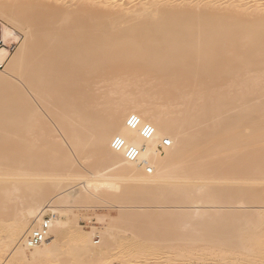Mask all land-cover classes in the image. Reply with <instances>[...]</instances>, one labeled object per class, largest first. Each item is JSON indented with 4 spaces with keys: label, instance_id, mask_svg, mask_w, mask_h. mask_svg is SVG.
Wrapping results in <instances>:
<instances>
[{
    "label": "bare ground",
    "instance_id": "1",
    "mask_svg": "<svg viewBox=\"0 0 264 264\" xmlns=\"http://www.w3.org/2000/svg\"><path fill=\"white\" fill-rule=\"evenodd\" d=\"M11 1L9 3L7 0H0V18L6 19V24L4 23V39L8 46L12 43L19 44L21 41L22 43H20V47L18 46L19 49L17 48L18 50L10 56L8 48L0 51V64H3L5 68L0 71V101L3 100L0 108V209L2 210L0 213V252L1 254L4 252L9 253L6 261L2 264H51L53 262L54 264L55 262L56 264H111L107 260L111 257V252L113 250L115 251L114 248L117 247L118 249L119 247L121 249L123 247L128 254H133L141 249L144 252H146L145 250L151 252L157 247L156 255L159 258L160 256H164L165 259L172 261V264H264V211L262 210V212H258L257 214L251 212L253 215H248V217L246 215L250 211H244L245 209L243 210L244 213H237L238 215L236 213V215H233L225 211L217 213H212V211L208 210L200 212L194 211V213L179 211L175 214L176 216L174 218L178 217L179 219V222L176 223L177 226L183 229V232L180 235L178 234V236L180 238L184 237V242L180 246H176V242H173L174 244L168 245L169 248L166 249L168 246L166 248L162 246L161 242H158L160 239L157 240L156 238L155 241L153 240V243L157 244L155 248L150 247L152 239L149 241L150 237L154 236L155 229H160L167 220L168 216L166 213L158 212L155 214L154 209H152L147 212H140L139 210L136 214L133 207L123 211L124 207L122 205H113L120 212V215H118L120 217H110V220L113 222L112 230L110 231L108 229L107 232L100 234L101 236L99 237L102 238L103 245L107 246L108 251L104 252L101 246L102 251L100 253L101 257L99 258H96L93 253L94 242L92 238L97 234V231L95 232L94 230L96 229L94 227L95 223L90 222L92 225L90 227L93 231L89 230L91 232L86 233L81 231V228L80 230L79 228H74L75 224H72L76 222V219H72L76 216L75 213L84 208L83 205L79 204V200L84 196L82 194H86L85 198H87L88 194L90 196L88 198H91V196L95 198L97 194L100 195L103 191L108 193L109 191L107 190L111 192L110 194L108 193L109 195L114 198L117 197L116 200L120 196L127 197L132 190L134 191L136 189L139 191V196L155 195L156 198V195H158V197H163L166 201H172L176 198L180 203V199L186 200L187 198L192 200L191 203L195 205H193L195 208H199L202 201L205 200H213L209 204L221 203L222 201L224 203V200L225 202L227 200L229 205L237 204V207L238 205L243 206V204L264 205V26H262L264 24V16L260 17L259 13V20L253 17L254 12L260 11L261 7L255 6L248 8V6L246 8L245 6L247 5L242 4L245 7L242 11L239 10L235 14L231 12L232 14L228 15L224 13L225 16L221 13L222 18L218 17V19L221 18V22L223 23L221 25H214L211 27L212 29L209 28L210 26L207 23L203 24L201 21H198L201 19L197 18V21L201 24L196 23L195 17V23L193 25H186L187 23H191L188 21L190 15L185 16L184 14H181L178 18L188 19L183 20V24H175L172 27L168 25L167 27H163V25L154 22V19L153 21L149 19L143 21L142 19L143 22L137 25L120 28L115 23L117 20L119 21L121 19L124 21L123 19L129 14L130 16L128 17L130 18H134V16L144 18L146 16L145 14H148V12L150 14V11L157 8L156 0H140V2L137 0L136 2L135 0H125L122 3L116 1V3H104L98 2V0H87L85 4L80 5L81 7L78 8H86L88 10L98 5L99 17L109 12V10L110 12L111 10H115V12H120L119 18H112L114 21L111 22L115 24L110 23V21L99 22L94 27H87L84 23L78 24L74 30L71 29L70 31L66 29L68 26L64 27V24L61 25L65 17L61 16L60 13L56 14L51 12V9L76 8L77 1L34 0L32 7L24 6V0H15L12 3ZM191 1V3L189 1L190 4L186 2L178 3L180 2L179 0L178 2H168L165 5L163 3L161 6L162 8H194V6L202 5V3H209V6H207L209 8H224V6H227L222 2L223 0ZM239 6L241 8V5ZM90 12L92 13L93 11L90 10ZM65 16L67 17V15ZM79 19L81 21L83 18L80 16ZM164 20L166 21L165 18ZM155 21L159 22L160 20ZM57 22L61 24L55 28L54 25H57ZM184 22H186L185 25ZM87 24L89 23L87 22ZM158 25L160 27L162 26V28L159 27V29L156 27ZM21 34H24L26 37L24 41L22 40ZM224 36L227 39L225 47L227 49L230 48L229 51L231 47L234 48V50H231V54L225 50V52L222 51V47L221 51L220 48H213V43H217L219 40L218 37ZM189 40L196 41L195 48L193 45H190V47L187 44H190L188 42ZM86 42L89 43L86 44ZM71 45H73L71 53V50L66 55L61 52V46ZM127 45L128 47L129 45H133L131 47L134 48L129 47L131 50L128 51V49V52L123 55V49ZM211 46L213 49L210 48ZM209 48L211 49L210 51L208 50ZM225 56L229 57V61L227 60V62H230L228 67L230 71L227 72L228 69H226L225 72V70L219 67L225 72V74L222 72L224 76L222 73L216 72L219 76H223L220 79V84L223 83L221 84L223 86L221 87L219 85L221 88L216 87L217 89H215L213 87L215 86L214 80L212 81L213 86L211 81H209L212 80L213 76L208 82L206 80L208 76L206 77L204 73L209 69L211 70L215 64L219 63L217 61ZM257 58L261 59L259 64L256 62ZM128 59H134V61H142V59L153 60L152 63L149 65L146 64V66L136 63L138 65L136 72L138 73L143 72L146 68H154V73L149 74L148 78V82L150 81V84L152 82L153 85H160L167 78L169 79L177 71L178 63H183L185 70L189 71L188 74H191V77L193 75L191 79L195 83H192L189 80L190 77H188V80L185 78L187 80L186 82H183L185 80H179V82L183 83H179L180 85L177 84L174 87L175 92L173 91L171 93L170 91L172 90H168L170 95L173 94L177 102L175 103L179 106L175 110L174 117H171V115L168 116L169 114L167 115L162 111V108H166L169 105H165V101H162L163 104H159V107L152 108L148 107L149 105L146 106L144 102H140L142 100L141 98L139 100L137 99L138 97L134 96L126 97V101L124 100L125 104H121L123 106L117 107V109L110 107L111 109L107 113H99L97 110L96 112L88 113L89 115L84 113L87 116H82L83 105L74 102L76 99L72 102L70 95H68L69 97L67 96L70 87L72 90V86L78 83L82 68L86 65H92L93 67L98 66L100 69L108 61L106 65L109 67L108 70H111L110 67L117 66L118 68L122 60L126 62ZM51 62L53 64H57L58 62L59 64L57 67L59 68L57 75L54 74L56 72L52 73L50 71L51 73H48L49 71H47ZM138 62L140 63V61ZM220 62L219 66L223 60L221 59ZM228 63L224 62L226 65ZM257 65H260V67ZM216 66L213 69H216ZM254 66L258 68L254 69ZM136 68L134 69L136 70ZM223 68H225V65ZM220 69L218 71H221ZM58 70L56 69V71ZM210 70L207 72V75L208 73L211 75ZM87 71L89 70L87 69ZM146 71V74H148L149 70H145L144 72ZM17 72L19 73L18 76L20 75L19 78L22 77L26 81L23 82L26 84H32L34 92L36 90L39 97L46 102L47 115H41L38 112L39 110L37 111L31 107L32 104L29 101L26 103L23 102L29 96L21 95L20 92L24 91L22 90L23 87H20L22 85L18 86L19 83L17 85V83L14 84V81H11V76L15 75V73L17 74ZM141 75H145V73ZM222 79L223 81H221ZM53 83L57 84L56 88L51 87L54 86ZM196 83H199L198 86H202L199 90L203 89L193 94V91H195L194 87L197 86ZM30 85L29 88H31ZM192 85H194L193 91ZM26 86L28 87V85ZM119 88L121 91H125L127 90L126 88L129 89V84L123 83ZM143 89H145V95L151 90H146V87ZM164 93L166 92H163V95ZM159 94L157 93L156 97ZM150 95L147 96L150 97ZM154 95H151V97L153 98ZM165 96L168 97L169 95ZM149 97L147 98L150 100L151 98ZM162 97L159 99H162ZM166 97L165 100L168 102ZM72 98L74 97L72 96ZM217 98H220V103L226 104V106L228 103L232 104V107L235 106L234 115L230 114L231 116H229L230 118L232 116L237 118H231L233 121L236 120L234 123L230 124L231 122L226 118H224L226 119L225 123L229 122L228 125L225 123L223 125V123H220L221 121L216 123L214 114L217 105L214 100ZM38 100L40 99L38 98ZM81 101L84 104L86 100L83 98ZM145 103L147 104V102ZM118 104H120V101ZM87 105L84 106L87 107ZM102 106L105 105L103 104ZM105 107H107V110L108 106ZM130 115H137L143 123L152 125L155 128L154 137L146 140L142 137L139 130L130 129L127 125V118ZM105 116H110L111 118L108 117L110 120L104 121L103 117ZM54 119L59 121L60 131L63 130L64 134H67L68 140L72 142L70 145L74 146L75 151H79L78 153H82L84 151L83 149L88 146L84 138L88 135L90 138L92 136L94 140V142L92 140L93 144L91 147L92 155L96 157L97 155L99 157L103 156L100 157V161L106 158L105 164H108L107 167L110 170L102 173V170L98 169L99 171L97 170V172H90L88 175L83 176V180L79 173L78 175H72L68 174L64 169H60L59 159L56 160L55 164L49 165V162L46 165L45 158L47 154L44 155L46 150H43V145L48 146V143H50V153H52V148H58L63 144L62 141H59L60 139H56L57 136L56 138L54 137L55 131L51 125ZM224 119L221 120L225 121ZM85 123L87 124L85 125ZM197 125L199 127L195 128ZM183 127L186 128V131H183ZM188 127L191 130L194 127L195 129L193 130L197 133L199 132L202 138L192 132L193 130L190 132ZM32 130L34 133L31 132ZM38 131L42 135L45 134L46 136H43L46 138H42L41 144L43 145L39 144L44 154L42 152L41 155L37 153L36 157V151L41 148L33 144L35 143V139H33L34 141L32 143L30 140L34 138L33 136L35 135L33 134L38 135ZM41 133L40 136H42ZM13 135H17L16 140H19L18 142L22 144L19 149L23 150L26 146L25 153L21 150L25 155L24 157H20L19 160L15 159L16 156L14 157L13 155L16 149L12 146V151L8 145L9 141L7 137ZM221 135L229 136V139L226 138L227 140L222 136L223 140L229 141V143H226L227 145L225 144L226 146L220 140ZM35 137L38 138L39 136ZM116 137L124 139L127 144L139 149L140 157L137 161H127L123 152H117L112 149L111 144ZM43 140H46L47 144ZM165 140L170 141L171 145L169 147L164 146ZM32 145L35 148L38 147V149H34ZM257 146L258 150L255 149V151L254 148ZM57 152L59 151L57 150ZM64 153L61 157H66V161L69 163L68 160L72 157L68 156V159L67 154L69 152L65 153L66 155ZM223 153L224 157H222ZM61 157L59 158L62 159ZM222 159H225L224 161H226L225 163H227L228 168L233 169L232 172L234 173L230 178H221L219 176L221 178V180L219 179L221 185L217 186L218 184L215 185L212 181L218 179L216 165ZM71 161L73 162V160ZM61 163L63 164V162ZM147 168H151L152 173L149 174ZM72 179H76L77 182L80 181L78 184L82 185L79 187L82 189L79 190L77 188V190L73 187L74 190L71 186L69 188V182H75V180L70 181ZM245 182L255 184L256 186L243 187L241 185L239 188V185ZM27 183L29 185L27 191V186L25 188L23 186L22 190H25V192L22 191L24 193L20 194L19 192L18 194L21 186ZM215 183H218V181ZM236 184H239L238 188H236ZM50 190H53L51 192L52 196L51 194L49 195ZM220 190L222 192L228 191L230 195L227 192L228 196H219L221 195L219 194ZM113 191H115L114 194L112 193ZM49 196L51 197L49 198ZM128 197L127 200H129ZM130 200L132 201V199ZM144 200L146 199L143 198ZM114 201L115 199L112 202ZM165 202L163 203L165 204ZM90 203L96 204L95 200L90 201ZM120 203L123 202L121 201ZM124 203L126 202L124 201ZM92 204L91 206L93 207ZM247 206L250 207L249 205ZM49 213L53 215L50 218L51 227L47 231V240L42 245L36 247L31 246L29 239L31 234L40 227ZM55 213L59 214V216L56 217ZM243 215L249 219L246 220L245 218V221H241V219L244 220ZM142 216L147 219V221L144 220L147 222L146 224H151L155 228L153 229L154 232L149 231L145 233L142 231L143 233L140 232V235L139 233H137L138 235L132 233V236H127L128 239L126 236L125 239L122 237L119 239L120 237L115 234L113 229L124 230L125 233L129 231L128 229L133 230V228H138L137 221ZM94 219L98 222H106L108 220L105 217H95ZM144 226L146 227L147 225ZM158 226L160 228L157 229ZM72 229H78L79 231L75 232ZM71 230L75 232L74 238L70 239L72 242L70 243L69 241L70 244L67 243L68 246L65 247L67 249L64 251L63 247V250L60 248L61 244L59 242L63 241V237L67 238L65 235L69 234ZM72 231L71 233H73ZM180 238H177V240ZM99 252L100 249L99 251L96 250V253L99 254ZM113 254L115 253L112 252ZM134 256L136 255H133V258ZM157 262L160 263V260ZM151 263L159 264L155 261Z\"/></svg>",
    "mask_w": 264,
    "mask_h": 264
},
{
    "label": "rangeland",
    "instance_id": "2",
    "mask_svg": "<svg viewBox=\"0 0 264 264\" xmlns=\"http://www.w3.org/2000/svg\"><path fill=\"white\" fill-rule=\"evenodd\" d=\"M7 1H9V3H10V0H7ZM13 1H15V0H12L11 1V3L13 2ZM17 1V0H16ZM22 1V0H21ZM27 1V2H26ZM31 1V2H30ZM75 1H77L76 2V8H66V9H64V8H60V9H57V8H53V9H51V12H53V13H56V14H59L60 13V15L61 16H64L65 18H63L64 19V21L63 22H61V23H58L57 22V25L55 24L54 26H55V28L58 26H60L59 24H61V25H65L64 27H66V26H68L66 29L67 30H70L71 31V29L72 30H74L77 26H78V24H84L85 23V26H89V27H94L95 26V24H98L99 22L101 23V22H109L110 21V23H114V22H111V21H114V19H117V18H119L118 16H119V11H116L115 12V10H111V12H110V10H109V12L111 13H109V12H107V13H105V14H103V15H101L100 17H99V8H97L98 7V5L97 6H94L92 9H88L89 10V12H87L86 13V11H88V10H86V8H78V7H81L80 5H83V4H85L86 2H87V0H75ZM112 1V2H111ZM118 2V3H122V2H124L125 0H98V2H110V3H116V2ZM131 1V0H130ZM134 1V0H133ZM138 2H140V0H137ZM170 0H156V7L158 8H155V9H153L152 11H150V14H149V12H148V14H145L146 16H144V18L142 17V18H140L139 16H134V18L133 17H128V16H130V14L125 18V19H123L124 21H122L121 19H119V21L117 20V22H115V23H117L118 25H117V27H131V26H134V25H137L138 23H141V22H143L144 20H146V19H149V20H152L153 21V19H154V22H157V23H159L160 25H163V27H167V25L169 26V27H172V26H175V24L176 25H179V24H183V20H186V19H188L189 18V23L190 24H186V22H184V25L186 24V25H193L194 23H195V19H196V23L199 21H201V23H207V25H209V26H207V27H209V28H211V27H213L214 25H216V24H220L221 25V23H223V22H221V18H222V15H220L221 13L222 14H232V13H234L235 14V12L237 13L239 10H241L242 11V9L244 10L245 9V7L247 8L248 6V8H251V7H261V9H260V11L258 10L257 12H254V15H253V17L256 19V20H259L260 18H259V13H260V17L261 16H264V0H223L222 2L223 3H225L227 6H224V8H209V7H207V6H209V3L207 4V3H202V5H197V6H194V8H162V4L164 3V5L165 4H167L168 2H169ZM173 1H176V2H178L179 0H173ZM173 1H170L169 3H172ZM189 1H190V3L192 2L191 0H180V2H178V3H181V2H186V3H189ZM226 1V2H225ZM239 1V3H237ZM254 1H255V3H254ZM26 2V3H25ZM28 2H30L31 3V5L29 6V4L30 3H28ZM32 2H33V4H34V0H24V6H26V7H32L33 5H32ZM135 2H136V0H135ZM230 2H232V3H230ZM259 2V3H258ZM189 3V4H190ZM211 3V2H210ZM26 4V5H25ZM59 4V3H58ZM237 4V5H236ZM247 5V6H243V5ZM28 5V6H27ZM233 5V6H232ZM239 5H241V8H240V6ZM251 5V6H250ZM261 5V6H260ZM174 6V5H173ZM176 6V5H175ZM239 7V8H238ZM112 9V8H111ZM214 9V10H213ZM216 9V10H215ZM221 9V10H220ZM224 9V10H223ZM226 9H227V11H226ZM254 9V8H253ZM52 10H54V11H52ZM59 10V11H58ZM63 10H65V11H63ZM83 10V11H82ZM84 10H86V11H84ZM90 10L91 11H93L92 13L90 12ZM211 10V11H210ZM219 10V11H218ZM223 10V11H222ZM57 11V12H56ZM216 12H218V13H216ZM232 12V13H231ZM263 12V13H262ZM82 13V14H81ZM84 13V14H83ZM113 13H115V14H113ZM177 13H178V15H177ZM69 14V15H68ZM94 14V15H93ZM108 14V15H107ZM165 14V15H164ZM181 14L183 15H185V16H188V15H190V17H188V18H185V19H182V18H178L179 16H181ZM194 14V16H192ZM198 14V15H197ZM204 14V15H203ZM225 14L223 15V16H225ZM258 14V15H257ZM65 15H67V17L65 16ZM83 15V16H82ZM88 15V16H87ZM111 15V16H110ZM113 15H114V17H113ZM149 15H150V18H149ZM161 15H162V17H161ZM196 15V16H195ZM220 15V16H219ZM256 15V16H255ZM80 16H81V18H83V19H81V21H79L80 19ZM108 16V17H107ZM116 16V17H115ZM141 16V15H140ZM172 16H174L173 18H172ZM198 16V17H197ZM200 16H202V17H200ZM87 17V18H86ZM94 17V18H93ZM103 17V18H102ZM105 17V18H104ZM111 17V18H110ZM171 17V18H170ZM176 17H177V19H176ZM193 17V18H192ZM194 17H195V19H194ZM200 17V18H199ZM218 17H221L220 19H218ZM68 20H67V19ZM93 18V19H92ZM107 18V19H106ZM112 18H114L113 20H112ZM139 18H140V20H139ZM164 18L166 19V21L164 20ZM169 18V19H168ZM191 18V19H190ZM201 19V20H198V19ZM218 20H217V19ZM5 18H0V20L3 22V23H5L6 24V19L4 20ZM109 19V20H108ZM142 19H143V21H142ZM161 19H163V20H161ZM168 19V20H167ZM94 20H95V22H94ZM107 20V21H106ZM128 20V21H127ZM155 20H160V21H162V22H158V21H155ZM198 20V21H197ZM203 20V21H202ZM217 20V21H216ZM67 21V22H66ZM70 21V22H69ZM127 21V22H126ZM130 21V22H129ZM171 21V22H170ZM187 21V22H188ZM192 21H194L193 23H192ZM67 24H66V23ZM87 22L89 23V24H87ZM129 22V23H128ZM134 22V23H133ZM167 22V23H166ZM173 22V23H172ZM198 22V23H199ZM216 22H218V23H216ZM220 22V23H219ZM54 23H56V22H54ZM72 23V24H71ZM114 23V24H115ZM121 23V24H120ZM169 23H171V24H169ZM201 23H199V24H201ZM173 24V25H172ZM123 25V26H122ZM127 25H129V26H127ZM160 25H158V26H156V27H160ZM262 26H264V24H262ZM71 27V28H70ZM186 27H188V26H186ZM190 27V26H189ZM160 28H162V26L160 27ZM159 28V29H160ZM173 29H175V27H173ZM212 29V28H211ZM171 30V29H170ZM25 34V33H24ZM24 34H21V36H22V40L24 41L25 39H26V37H25V35ZM25 37V38H24ZM219 38V40L217 41V43L216 42H214L213 43V48L215 49V47L216 48H220V51H221V49L223 48V50L222 51H227V53H230L231 52V50H234V48L233 47H231V50L229 51V49L230 48H228L227 49V47H225V43H226V41H227V39H226V37L224 36V37H218ZM217 39V38H216ZM226 39V40H225ZM194 41V40H193ZM193 41L192 40H189L188 42H190V44L189 43H187L189 46L191 45H193V47H194V45H195V47H196V41H194V43H193ZM225 41V42H224ZM224 42V43H223ZM20 43H22V41L20 42ZM20 43L17 45V48H18V46L20 47ZM89 43V42H88ZM87 42H86V44H88ZM73 45H71V46H61L62 48H64V49H62L61 47H60V50H61V52L63 53V54H67V52L69 51V50H71V49H73V47H72ZM131 46H133V45H129V47H131ZM188 46V47H189ZM190 46V47H191ZM220 46V47H219ZM66 47V48H65ZM128 47V45L125 47V49H126V51H125V49H123V55H124V53H127L128 51H130L131 50V48H129ZM194 47V48H195ZM222 47V48H221ZM16 48V50H18ZM134 48V47H133ZM132 48V49H133ZM211 49H213L212 48V46L210 47ZM208 49L209 51L211 50V49ZM129 49V50H128ZM192 49V48H191ZM15 50V51H16ZM128 50V51H127ZM224 51V52H225ZM72 52V50L70 51V53ZM233 52V51H232ZM14 54V53H13ZM69 54V53H68ZM231 54V53H230ZM230 54H228L229 56H230ZM243 54V53H242ZM241 54V55H242ZM227 55V56H228ZM226 57V56H225ZM223 57V58H221L222 60H223V62H222V64H220V66H219V63H221L220 61H221V59L220 60H218L217 61V63L218 64H215L214 66H213V68L216 66V65H218V66H216V69H209L210 70V72H211V75H210V73H208V75H207V72H209V70H207V72L206 73H204L205 75H206V77L208 78V79H206L207 81L209 80V79H211V77H212V80H209V81H211V84L214 82L215 83V86H213V84H212V86L215 88V89H217V88H221L223 85H221V84H223V83H221L220 84V79L224 76V74H225V72H226V69H228L227 70V72L228 71H230V69L228 68L229 67V63L227 62V60H228V58L229 57ZM257 59H259V60H257ZM256 59V62H258L257 64H259V61L261 60L260 58H257ZM143 60H144V62H143ZM151 59H142V61L141 60H138V61H140V63L137 61V60H135L134 61V59L133 60H130V59H128L126 62L124 61V60H122L121 61V66L123 67H121L120 65V67L118 66V68H117V66L116 67H110V69L111 70H108L109 69V67L106 65V64H108V61H107V63L105 62V66H103V65H101V66H103V67H100V69H99V67L98 66H90V65H86V66H84L83 68H82V70H81V72H80V76H79V79H78V83L76 84V85H74V86H72V90H71V87H70V90L68 91V93H67V96L68 95H70V97H71V99H72V102L74 101V99H76L74 102H77V103H79V104H81V105H83V107H84V109L82 110V116H87V115H89L88 113H92V112H96L97 110H98V112L99 113H101V112H109V109H111L110 107H112V109L115 107L116 109H117V107L119 108V107H121V106H123L124 104H125V102H124V100L126 101V97L128 98V97H138L137 99H139V98H141V99H139V100H141L140 102H144V104L146 105V106H148V107H152V108H156V107H159L161 104H163V102L165 101L166 102V100H165V95H169L168 97H166V99L168 100V102H170V103H168V102H164V104L166 105H168L166 108L164 107V108H162V111H164L165 112V114H169L168 116H170L171 115V117H174L175 116V110H176V108L177 107H179L176 103V101H175V99H174V96H173V94H171L170 95V92L171 93H173V91L175 92V89H174V87L175 86H177V84L178 85H180L181 83H183V82H186L189 78L188 77H190V79L189 80H191V82L192 83H195V82H193L192 81V79L191 78H193V75H192V77H191V74H188L189 73V71H186L185 70V68L183 67V63H178L177 64V71L174 73V74H172V76L171 77H169V79L167 78V80H165V81H167V82H163V83H161L160 85L159 84H155V85H153V83L151 82V84L148 82V78H149V74H153L154 73V68H146L145 70H149V72H148V74H146L147 73V71L146 72H144L145 70H143V72H136L137 71V69L138 68H136L138 65H145L146 66V64L147 65H149L150 63H152L153 62V60H151ZM226 60V61H225ZM132 61V62H131ZM147 61V62H146ZM229 61V60H228ZM34 62V61H33ZM53 62H55V61H53ZM53 62H51L52 64H53ZM134 62V63H133ZM224 62L225 63H228L227 65L226 64H224ZM35 63V62H34ZM49 64L50 66L47 68V71H49L48 73H54V72H56V73H54L55 75H57L58 74V72H59V68H57L58 66H59V64H58V62H57V64ZM56 63V62H55ZM128 63H131V64H128ZM138 65H137V64ZM143 63V64H142ZM123 64V65H122ZM31 65H32V62H31ZM224 65H225V68H223L224 67ZM127 66V67H126ZM226 66H227V68H226ZM258 67H260V65H257ZM257 66H254V69L255 68H258ZM6 67V66H5ZM87 67V68H86ZM98 67V68H97ZM219 67H221V69H223V70H225V72L223 71V70H221ZM107 68V69H106ZM117 68V69H116ZM134 68H136V70L134 69ZM181 68H183V69H181ZM5 68L3 67V68H1L0 69V71H2V70H4ZM56 69L58 70V71H56ZM85 69V70H84ZM87 69L89 70V71H87ZM97 69V70H96ZM151 69V70H150ZM221 70V71H218V70ZM92 70V71H91ZM96 70V71H95ZM114 70V71H113ZM215 70V71H214ZM51 71V72H50ZM117 71V72H116ZM135 71V72H134ZM183 71H185V72H183ZM151 72V73H150ZM179 72H180V74H179ZM198 72V71H197ZM214 72V73H213ZM216 72L217 73H222V72H224V74L222 73V77L221 76H219V74H216ZM247 72H248V70H247ZM86 73V74H85ZM116 73H118V74H116ZM138 75H137V74ZM145 73V75H141V74H144ZM190 73H192V72H190ZM214 75H213V74ZM18 72H17V74L15 73V75H13V76H11V81H14V84H16L17 83V85H18V83H19V85L18 86H20V85H22V86H20V87H23L22 88V90H24V91H21V92H23V93H21L20 92V94L21 95H27V97L28 98H26V101L24 100L23 102H27V101H29L32 105H31V107L32 108H35L39 113H41V115H43L44 116V114H46L47 115V105H46V102H44L43 101V99H41L40 97H39V95H38V93L36 92V90H35V92H34V90H33V87H32V84L30 85V84H26L25 82V80H23V78L22 77H20L19 78V76H18ZM111 74V75H110ZM124 74V75H123ZM180 75V77H179V75ZM187 74V75H186ZM194 74V73H193ZM146 75H148L147 77H144V76H146ZM183 75V76H182ZM190 75V76H189ZM210 75V76H209ZM221 75V74H220ZM83 76V77H82ZM86 76V77H85ZM114 76V77H113ZM128 76V77H127ZM132 76V77H131ZM137 76V77H136ZM81 77V78H80ZM88 77V79L90 80H88V79H86ZM110 77H112V78H110ZM172 77H174L173 79H171ZM178 77V78H177ZM147 78V79H146ZM185 78H187V80H185ZM86 79V80H85ZM130 80V83H129V80ZM137 79V80H136ZM142 79V80H141ZM182 79V80H181ZM219 79V80H218ZM83 80V81H82ZM85 80V81H84ZM132 80V81H131ZM172 82H171V81ZM179 80L180 81H183V80H185V81H183V82H179ZM214 80V81H213ZM23 81H25V82H23ZM110 81H112V82H110ZM121 81V82H120ZM125 81V82H124ZM146 81V82H145ZM169 81V82H168ZM208 81V82H209ZM213 81V82H212ZM221 81H223V79L221 80ZM91 82V83H90ZM139 82V84H137ZM142 82H143V84H142ZM31 83V82H30ZM89 83V84H88ZM113 83V84H112ZM123 83H128L129 84V89L128 88H126L127 90H125V91H121L120 90V86H122L123 85ZM135 83V84H134ZM147 83V84H146ZM166 83V84H165ZM180 83V84H179ZM52 84V83H51ZM50 84V85H51ZM54 84V86H51L52 88H56L57 87V84L56 83H53ZM119 84H122V85H119ZM132 84V85H131ZM141 84V85H140ZM174 84V85H173ZM197 84V86H195L194 87V85H192V91L195 89V91H193V94L195 93V92H197V91H202V89L201 90H199L201 87L200 86H198L199 85V83H196ZM255 84V83H254ZM253 84V85H254ZM26 85H28V87L26 86ZM29 85L31 86V88H29ZM78 85V86H77ZM134 85V86H133ZM137 85H139V87H137ZM170 85V86H169ZM201 85V84H200ZM221 87H220V86ZM85 86H87V87H85ZM142 86H144V87H142ZM158 86V87H157ZM35 87V86H34ZM83 87V88H82ZM138 89H137V88ZM146 87V90L148 89V90H150V92L149 93H147L146 95H145V89H143V88H145ZM193 87H194V89H193ZM217 87V88H216ZM90 88V89H89ZM112 88V89H111ZM132 88V89H131ZM158 88V89H157ZM164 88V90H162V89ZM173 88V89H172ZM251 88V87H250ZM30 89V90H29ZM35 89V88H34ZM143 91H142V90ZM167 89V90H166ZM161 90V92H159ZM168 90L170 91V90H172V91H170V92H168ZM73 92V93H71V92ZM87 91V92H86ZM110 91V92H109ZM119 91H120V95H119ZM132 91H135V92H132ZM154 91H156V92H154ZM77 92V93H76ZM107 92H109V93H107ZM126 92V93H125ZM139 94H138V93ZM143 92V93H142ZM152 92V93H151ZM163 92H166V93H164V95H163ZM26 93V94H25ZM116 93H118V94H116ZM150 93H151V95H154L153 96V98L151 97V95H150ZM159 94V96L157 95V97H156V94ZM17 94H19V93H17ZM29 94V95H28ZM37 94V95H36ZM73 94V95H72ZM85 94V95H84ZM130 94H131V96H130ZM143 94V95H142ZM16 95V94H15ZM79 95V96H78ZM84 95V100H86L85 102H84V104H83V101H81L83 98H82V96ZM91 95V96H90ZM111 97H110V96ZM121 95H123V96H121ZM136 95V96H135ZM141 95H142V97H141ZM147 95H150V97L149 96H147ZM19 96V95H18ZM72 96L74 97V98H72ZM75 96H76V98H75ZM88 96V97H87ZM116 96V97H115ZM146 96V97H145ZM163 96V97H162ZM15 97H17V96H15ZM69 97V96H68ZM77 97H78V99H77ZM147 97H149V98H151L150 100L147 98ZM161 98L162 97V99H159V98ZM38 98L40 99V100H38ZM86 98V99H85ZM146 98V99H145ZM168 98H170V99H168ZM29 99H31V100H29ZM70 99V100H71ZM145 99V100H144ZM164 99V100H163ZM218 99V100H217ZM217 99H215L214 100V102H216V108H215V121H216V123L218 122H220V123H223V125H225V124H229V122H227V123H225L226 122V119L228 120V121H230L231 123L230 124H232V123H234L236 120H234L233 121V119H231V118H236V117H229V116H231V115H234V109H235V106L234 107H232L233 105L232 104H230V103H228L227 104V106H226V104L224 105V104H222V103H220V98H217ZM33 100V101H32ZM114 100V101H113ZM123 100V101H122ZM154 100V101H153ZM159 100H161V101H159ZM174 100V101H173ZM217 100V101H216ZM40 101V102H39ZM43 101V102H42ZM89 101V102H88ZM118 101V102H117ZM119 101H120V104H118L119 103ZM122 101V102H121ZM163 101V102H162ZM172 101V102H171ZM22 102V103H23ZM88 102V103H87ZM100 102V103H99ZM106 102V103H105ZM145 102H147V104L145 103ZM157 104H156V103ZM162 102V103H161ZM176 102V103H175ZM33 103H34V105H33ZM99 103V104H98ZM108 103V104H107ZM111 103V104H110ZM116 103V104H115ZM149 103H151V104H149ZM1 104H3V100H1L0 101V108H1ZM88 104V105H87ZM104 104L105 106H108V109L106 110V108L107 107H105V106H102V105ZM121 104H123V105H121ZM160 104V105H159ZM22 105H25V104H22ZM46 105V106H45ZM84 105H87V107L86 106H84ZM119 105V106H118ZM219 105H221V106H219ZM37 106V107H36ZM96 106V108H94ZM99 106V107H98ZM102 108H101V107ZM224 106H226V107H224ZM45 107V108H44ZM218 107V108H217ZM44 108V109H43ZM169 108V109H168ZM166 109H167V111H166ZM178 109V108H177ZM46 110V111H45ZM86 110V111H85ZM104 110V111H103ZM233 110V111H232ZM237 110V109H236ZM84 111V112H83ZM172 111V112H171ZM84 113H86V114H84ZM173 114V115H172ZM231 114V115H230ZM46 115H45V117H46ZM108 117H110V116H105V117H103V119H104V121H107V120H110ZM106 118V119H105ZM111 118V117H110ZM127 118V117H126ZM224 118H226V119H224ZM83 119V118H82ZM221 119H224L225 121H223V120H221ZM237 119V118H236ZM223 121V122H222ZM54 122V123H53ZM53 122H52V128H53V130L55 131L54 133H55V135H54V137L56 138V136H57V138L56 139H60L59 141H62L63 142V144L60 146V147H58V148H52V153H50L51 152V146H49V144L50 143H48V146L47 145H43V144H41L42 143V138H46L45 136V134H43V135H45V136H43L42 135V133L40 132V131H38V135H36V134H33L34 132H33V130L31 131V132H33L32 134L33 135H35V136H39L38 138H36L35 136H33L34 138H32V140H30L31 141V143L34 141L33 139H35V143H33L34 145H36V146H40L39 148H41L40 150L38 149V147H36L37 149H38V151H36V157H37V153H39V155H41V152L43 153L45 150H46V152H45V154L44 155H46L47 154V156H46V158H45V160H46V162H45V160H44V162L46 163V165L49 163V165L50 164H55V162H56V160H58L59 159V161L58 162H60V165H59V168L60 169H64L65 171H67V173L68 174H77L78 175V173H79V175L83 178V180H84V177L83 176H86V175H88L90 172H97V170L98 169H100V170H102V173H105V172H107V171H109L110 169L107 167L108 166V164H105V160H106V158L105 159H102L103 161H100V157H103V156H98L97 155V157L94 155H92V151H91V147H92V136H91V138L90 137H86V138H84L85 140V142L86 143H88V146H89V149H88V146H86V148H84L83 150V152L81 153H78L79 151L77 150V152L75 151L76 149L74 148V146H72V145H70V144H72V142L70 141V140H68V137H67V134L65 133L64 134V131L62 130V131H60V127H59V121L58 120H56V119H54L53 120ZM225 123V124H224ZM87 123H85V125H86ZM54 126V127H53ZM197 127H199V125H197L195 128H197ZM257 127V126H256ZM190 127H188V130L191 132L193 129H195L194 127L192 128V130L191 129H189ZM58 129V130H57ZM255 129V128H254ZM256 130V129H255ZM35 131V130H34ZM36 131H37V128H36ZM183 131H186V128H184L183 127ZM253 131V130H252ZM251 131V132H252ZM23 132V131H22ZM21 132V133H22ZM41 133V135L42 136H40V133ZM192 132H194L195 134H197V135H199L200 136V134H199V132L197 133L196 131H192ZM251 132H249V133H251ZM20 133V134H21ZM36 133V132H35ZM64 135H63V134ZM19 134V135H20ZM62 135V136H61ZM14 136V135H13ZM13 136H9V137H7L8 138V141H9V143L11 144V146H10V144L8 143V145H9V147L11 148L12 146H13V148L14 149H16L14 152H13V155H14V157H15V159H20V157H24V151H25V149H26V146H25V148H23V150L22 149H19V147H21L22 146V144H20L18 141L19 140H16V138L18 137L17 135H15L14 137ZM17 136V137H16ZM222 136H224V138L226 139H229L226 135H221V137H220V140L224 143V145L226 144V143H229V141H226L225 139L223 140V137ZM3 137V136H2ZM61 137H63V138H61ZM41 138V139H40ZM88 138V139H87ZM199 138V137H198ZM200 138H202V136H200ZM1 139V138H0ZM10 139V140H9ZM19 139V138H18ZM31 139V138H30ZM36 139H38V140H36ZM63 139V140H62ZM67 139V140H66ZM12 140V141H11ZM39 140H41V141H39ZM39 141V142H38ZM43 141H45V143H46V140H43ZM66 141V142H65ZM226 141V142H225ZM12 142H14V143H12ZM17 142V143H16ZM65 142V143H64ZM93 142H94V140H93ZM16 143V144H15ZM38 145H37V144ZM222 143V144H223ZM19 144V146H17ZM39 144H41V145H43V150H42V147H41V145H39ZM47 144V143H46ZM65 144V145H64ZM67 144V145H66ZM34 145H32V146H34ZM223 145V146H224ZM227 145V144H226ZM225 145V146H226ZM224 146V147H225ZM16 147H18V148H16ZM255 147V146H254ZM253 147V148H254ZM35 148V146H34V149H36ZM44 148H46V149H44ZM62 148V149H61ZM87 149H88V151H87ZM255 149H257L258 150V146L256 147V148H254V150ZM11 150H12V148H11ZM18 150V151H17ZM20 150V151H19ZM24 152V153H22V151ZM57 150L59 151V152H57ZM64 150V151H63ZM13 151V150H12ZM40 151V152H39ZM48 151V152H47ZM53 151H54V153H53ZM75 151V152H74ZM256 151V150H255ZM68 153L67 154V158H68V156L69 157H72L70 160H68L69 161V163H70V161L71 160H73V162L71 161V165L66 161L67 159H66V157H61V155L63 154V153ZM15 153V154H14ZM17 153V154H16ZM21 153H22V155H21ZM50 153V154H49ZM58 153H61V154H58V156H56ZM64 153V154H65ZM225 154H226V152H224ZM224 153L222 154V157H224ZM42 154V155H43ZM70 154V155H69ZM80 154V155H79ZM39 155H38V157H39ZM49 155H51V156H49ZM66 155V154H65ZM263 155V154H262ZM34 156V157H35ZM264 156V155H263ZM263 156H261V157H263ZM33 157V158H34ZM59 157H61L62 159H60ZM221 157V158H222ZM25 158H26V156H25ZM99 158V159H98ZM264 158V157H263ZM21 159H23V158H21ZM63 159H65L64 161H62ZM69 159V158H68ZM23 160H25V159H23ZM49 160V161H48ZM225 160V159H224ZM223 159H222V161L220 160V161H218V165H216V174H218L217 176H218V179H216L215 181H212L213 182V184H215V185H217V186H219V185H221V183H220V180H221V178H227V177H232V175H233V173L234 172H232V170L233 169H230V168H228V166H227V163H225L226 161H224ZM66 161V162H65ZM57 162V163H58ZM61 162H63V164L61 163ZM56 163V164H57ZM59 164V163H58ZM66 164V165H65ZM226 164V165H225ZM70 165V166H69ZM69 166V168H67ZM61 167H63V168H61ZM69 170V171H68ZM219 170V171H218ZM99 171V170H98ZM64 173H66V172H64ZM219 176L221 177V178H219ZM220 179V180H219ZM73 180H75V182L73 181ZM70 181H73L72 183H70L69 182V188H75V189H82V188H79L80 186H82L81 184H78V182H80V181H76V179H72V180H70ZM218 181V183H215V182H217ZM245 184H247V185H245ZM238 185L239 184H236V188H238ZM247 186V187H249V186H256L255 184H249L248 182L246 183H243V184H240L239 185V188H240V186ZM9 186V185H8ZM23 186H24V188L27 186V188H26V191H27V189L29 188V185H28V183L27 184H23L22 186H21V190L20 191H18V194H19V192H20V194H22V193H24L25 192V190H22L23 189ZM71 186V187H70ZM76 186V187H75ZM73 188V189H74ZM73 189H71V190H73ZM74 189V190H75ZM77 189V190H78ZM137 190V191H136ZM136 190H132L130 193H129V197H128V199L129 200H127V197H125V196H120V198H118L117 200H116V198L117 197H112L111 195H109L111 192H110V190H107V191H109L108 193L106 192V191H103V192H101L100 193V195L99 194H97L96 196L97 197H92L91 196V198H92V200L94 201L95 200V202H96V204H92V203H90V201L92 202V200H90L91 198H88V196H89V194H88V196H87V198H85L86 197V194H82V196L84 197H82L79 201V204L80 205H83L84 206V208H82L80 211H78V212H76L75 214H76V216L74 217V218H72L73 220H75L76 219V222H74V223H72V224H75V227H74V225H72L74 228H79V230H80V228H81V231H83L84 233H86V232H91V231H89V230H92V228L90 227V226H92L91 225V223H95L94 224V227L96 228V229H94L95 230V232L97 233L96 235H94L93 236V242H94V245H93V253H94V255H95V257L96 258H99V257H101V255H100V253H101V251H102V249L100 248L101 246H102V248H103V250H104V252H106V251H108V248H107V246L105 245H103V240H102V238L101 237H99V236H101L100 234H102V233H104V232H107L108 231V229H110V231L112 230L111 228H112V226H113V222L110 220V217H115V218H119L120 216H118V215H120V212H118L117 210L118 209H116V207L115 206H113V205H116V206H118V205H122L123 207H124V209H123V211H125V210H128V208H134V210H135V212H136V214H137V211L139 212V210H140V212L142 211H144V212H147L148 210L150 211V210H152V209H154V213L156 214V213H166L167 214V216H168V218H167V220L165 221V223L161 226V228H160V226H158L157 227V229L158 228H160V229H158V230H156L151 224H146L147 222H145V221H147V219L144 217V216H142L140 219H138V228L136 227V228H133V230L131 229H128L129 231H127V232H125L124 233V230H121L120 231V229H113L114 231H115V234H117L119 237V239H121V237L122 238H124L125 239V236H126V238L128 239V237L127 236H129V235H131L132 233H134V234H137V233H139V235L141 234L140 232H145V233H148L149 231H153L154 232V230L153 229H155V231L156 232H154V236H152V237H150V239H149V241L151 240V245H150V247H153V248H155V246L157 245V244H154L153 243V240L155 241L156 240V238H157V240L158 239H160V241L158 240V242H161V244H162V246H164L165 248L169 245H172V244H174L175 242V245L176 246H180L183 242H184V237H181L180 238V236H178V234L180 235V234H182V230L183 229H181L179 226H177V223L179 222V219H178V217L176 218H174V216H176L175 214L176 213H178L179 211H182V212H189V213H194V211L195 212H200V211H212V213H217V212H230V213H232L233 215H236L237 213H244V211H250L249 212V214H245L247 217H248V215H253L252 213L254 212V214H257L258 212H262V211H264V205H258V204H254V205H251V204H243V206H241V205H238V207H237V204H228L227 202V200H226V202H225V200H224V203H223V201L221 202V203H210L209 204V202H212L213 200H205V201H202V203H201V206L199 207V208H195L194 206V204H192L191 203V199H187L186 198V200L185 199H180L179 201H180V203L178 202V199H176V198H174V200H168V201H166V199L164 200V198L163 197H161L160 198V196L158 197V195H156L157 197L155 198V195L153 196V195H147V196H145V195H138V189H136ZM22 191H24V192H22ZM53 190H50V192H49V195L51 194V196H52V192ZM112 191V190H111ZM114 192L115 191H113L112 193L114 194ZM134 192V193H133ZM228 191H224V192H222V190H220V193L219 194H221V195H219V196H228V193H227ZM103 193V194H102ZM105 194V195H104ZM112 194V195H113ZM128 194V193H127ZM199 194V193H198ZM227 194V195H226ZM264 194V193H263ZM122 195H124V194H122ZM135 195V196H134ZM229 195H230V193H229ZM51 196H49V198L51 197ZM106 196V197H105ZM109 196H110V198H109ZM138 198H137V197ZM141 196H143V197H141ZM90 197V196H89ZM133 197H135V198H133ZM141 197V198H140ZM146 197H148V198H146ZM143 198L144 199H146V200H144L143 201ZM115 199V201L114 202H112L113 200ZM121 199H123V200H121ZM130 199H132V201L130 200ZM136 201H135V200ZM138 199V200H137ZM158 199V200H157ZM162 199V200H161ZM176 199V200H175ZM90 200V201H89ZM199 200V199H198ZM123 202L124 203V201L126 202V203H120V202ZM129 201V202H128ZM166 201V202H165ZM186 201V202H185ZM194 201V200H193ZM196 201V200H195ZM120 204H119V203ZM163 202H165V204L163 203ZM175 202V203H174ZM230 202V201H229ZM83 203V204H82ZM91 204L93 205V207H95V208H93L92 206H91ZM184 204V205H183ZM95 205V206H94ZM194 205V206H193ZM247 205H249L250 207H248ZM86 206V207H85ZM89 206H91V207H89ZM111 206H113L112 208H111ZM130 206V207H129ZM209 206V207H208ZM224 206V207H223ZM240 206V207H239ZM253 209H252V208ZM209 208V209H208ZM243 208V209H242ZM245 209V210H244ZM146 210V211H145ZM244 210V211H243ZM252 210V211H251ZM262 210V211H261ZM1 209H0V213H1ZM176 211V212H175ZM234 212V213H233ZM252 212V213H251ZM236 213V214H235ZM251 213V214H250ZM56 214V217H58L59 216V214H57V213H55ZM139 214V213H138ZM141 214V213H140ZM165 214V215H166ZM51 215H53V214H51V213H49L47 216L48 217H51ZM238 215V214H237ZM244 216V215H243ZM246 216H244V220L243 219H241V221H245V218H246V220L247 219H249V218H247ZM76 217H78V218H76ZM95 217H105V218H107L108 220H106V222H102V221H100V222H98L96 219H94ZM242 218V217H241ZM120 220H122V219H120ZM145 220V221H144ZM91 222V223H90ZM177 222V223H176ZM121 223V222H120ZM140 225H143V226H140ZM144 225H147L146 227L144 226ZM78 226V227H77ZM109 226H111V227H109ZM140 226V227H139ZM141 227H143V228H141ZM145 228V229H144ZM87 231H86V230ZM143 229V230H142ZM73 231L75 230V229H72ZM71 230V231H72ZM78 229L77 230H75V232H77V231H79ZM139 230V231H138ZM145 230V231H144ZM71 231L69 232V234H67V235H65V237H67V238H64L63 237V241L62 242H59L61 245V249L63 250V248H64V251L67 249H65V247L66 246H68V244H70L71 242H72V240H70V239H73L74 238V234H75V232H73V233H71ZM93 231V230H92ZM132 231H134V232H132ZM137 231V232H136ZM157 231H159V232H157ZM142 232V233H143ZM156 234V235H155ZM60 235V234H59ZM62 235V234H61ZM71 235V236H70ZM73 235V236H72ZM133 235V234H132ZM131 235V236H132ZM138 235V234H137ZM153 235V234H152ZM154 237V238H153ZM177 238H180L179 240H177ZM69 239V240H68ZM131 239V238H130ZM177 241H176V240ZM174 240V241H173ZM69 241H70V243H69ZM140 241V240H139ZM162 241H163V243H164V245H163V243H162ZM174 242V243H173ZM63 243V244H62ZM68 243V244H67ZM150 243V242H149ZM170 243V244H169ZM138 244V243H137ZM152 245H154V246H152ZM159 245V244H158ZM174 245V246H175ZM99 246V247H98ZM169 246L166 248V249H168L169 248ZM63 247V248H62ZM99 249H100V252H99V254L98 253H96V250H98L99 251ZM115 249V251L113 250L112 252L113 253H115V254H113L112 255V252H111V257H112V259H108L107 261L109 262V263H111V264H152L151 262L152 261H155L156 263H159V262H157V261H159L160 260V263L159 264H172V261H169V260H167V259H165L164 258V256H160V258L156 255L157 254V247H156V249H152L153 251H151V252H147V250H145L146 252H144V250L143 249H141L140 251H138V252H135V253H133V254H128L124 249H123V247H122V249L119 247V249H118V247L117 248H114ZM150 250V249H149ZM155 250H156V252H155ZM144 252V253H143ZM8 254L9 253H2L1 254V252H0V264H2V263H4V261H6V259H7V256H8ZM149 254V255H148ZM133 255H136V256H134V258H133ZM150 256V257H149ZM2 257V258H1ZM157 257V258H156ZM139 258V259H138ZM136 259H137V261H136ZM110 260V261H109ZM157 260V261H156ZM127 261V262H126ZM136 261V262H135ZM162 262V263H161ZM51 264H54V262L53 263H51ZM55 264H56V262H55ZM153 264H155V263H153Z\"/></svg>",
    "mask_w": 264,
    "mask_h": 264
},
{
    "label": "built area",
    "instance_id": "3",
    "mask_svg": "<svg viewBox=\"0 0 264 264\" xmlns=\"http://www.w3.org/2000/svg\"><path fill=\"white\" fill-rule=\"evenodd\" d=\"M17 45L18 44L16 43H12L9 46L6 44L4 39V23L0 20V51L4 48H8L10 56L15 52ZM3 67L4 65L0 64V68ZM127 125L130 129L139 130L142 137L146 140L152 139L155 135V128L150 124L143 123L140 117H138L137 115H130L127 118ZM170 145V141L165 140L164 146L169 147ZM111 147L114 151L123 152L127 161L134 162L137 161L140 157L139 149L133 145L127 144V142L120 137H116L112 141ZM147 170L149 174L152 173L151 168H147ZM50 218L51 217L46 216L40 227L31 234L29 238L31 246L36 247L42 245V243L47 240V231L51 227Z\"/></svg>",
    "mask_w": 264,
    "mask_h": 264
}]
</instances>
